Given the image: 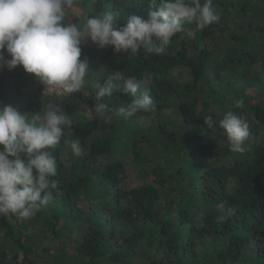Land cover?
<instances>
[{
    "label": "trees",
    "instance_id": "1",
    "mask_svg": "<svg viewBox=\"0 0 264 264\" xmlns=\"http://www.w3.org/2000/svg\"><path fill=\"white\" fill-rule=\"evenodd\" d=\"M149 2L76 0L64 23L110 11L123 25L146 18ZM213 8L218 22L194 38L186 32L195 23H185L160 54L82 42L90 68L82 92L49 94L21 65L0 68V104L29 119L59 108L72 121L50 150L52 199L31 218L0 217V264H264V0ZM115 71L140 80L155 111L110 124L87 112ZM131 99L122 89L104 98L113 110ZM228 112L249 124L243 153L229 150L219 126Z\"/></svg>",
    "mask_w": 264,
    "mask_h": 264
},
{
    "label": "clouds",
    "instance_id": "2",
    "mask_svg": "<svg viewBox=\"0 0 264 264\" xmlns=\"http://www.w3.org/2000/svg\"><path fill=\"white\" fill-rule=\"evenodd\" d=\"M76 0H0V68L9 70L21 65L34 74L49 94L70 95L82 92L89 71L87 59H81L82 42L90 40L97 48L112 46L113 50L136 55L160 54L177 34L185 31V23H195L186 34L194 38L196 32L218 22L220 15L213 8V0H150L147 17L132 14L126 23H117L112 12L86 18L82 25L65 24L66 9ZM10 58L6 59L4 51ZM141 81L126 78L115 71L99 87L94 96V111L105 124L113 115L131 117L138 111H155L151 96L140 93ZM123 90L132 99L115 110L104 98ZM242 102L237 103L240 107ZM205 124L216 123L211 115ZM225 130L229 150L243 153L250 135L248 122L232 112L219 120ZM68 115L56 108L31 119L12 105L0 104V217L15 215L28 219L46 205L58 188L56 158L50 150L60 143L65 127H71ZM71 151L81 155L79 140L71 142Z\"/></svg>",
    "mask_w": 264,
    "mask_h": 264
},
{
    "label": "rangeland",
    "instance_id": "3",
    "mask_svg": "<svg viewBox=\"0 0 264 264\" xmlns=\"http://www.w3.org/2000/svg\"><path fill=\"white\" fill-rule=\"evenodd\" d=\"M66 10H68V9H66ZM69 10H73V11L76 12L77 8H76V6H74L72 9H69ZM43 92L48 93L46 89L45 90L43 89ZM52 94H54L56 96H63L64 95V94H57V93H52ZM85 109H86L87 112H94V106H92L90 103L85 105ZM53 245H54V243H53Z\"/></svg>",
    "mask_w": 264,
    "mask_h": 264
}]
</instances>
